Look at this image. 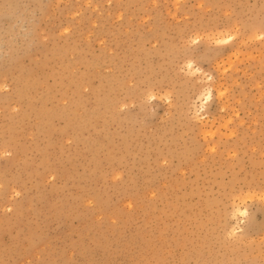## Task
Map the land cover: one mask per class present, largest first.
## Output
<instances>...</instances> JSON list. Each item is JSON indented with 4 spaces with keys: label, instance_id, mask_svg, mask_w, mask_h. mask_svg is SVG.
I'll return each instance as SVG.
<instances>
[{
    "label": "rangeland",
    "instance_id": "1",
    "mask_svg": "<svg viewBox=\"0 0 264 264\" xmlns=\"http://www.w3.org/2000/svg\"><path fill=\"white\" fill-rule=\"evenodd\" d=\"M0 264H264V0H0Z\"/></svg>",
    "mask_w": 264,
    "mask_h": 264
},
{
    "label": "bare ground",
    "instance_id": "2",
    "mask_svg": "<svg viewBox=\"0 0 264 264\" xmlns=\"http://www.w3.org/2000/svg\"><path fill=\"white\" fill-rule=\"evenodd\" d=\"M237 211H238V210L236 209V212H237ZM239 211H240V208H239ZM239 211H238V212H239ZM242 213H243V212H242ZM242 213H241V214H242Z\"/></svg>",
    "mask_w": 264,
    "mask_h": 264
}]
</instances>
